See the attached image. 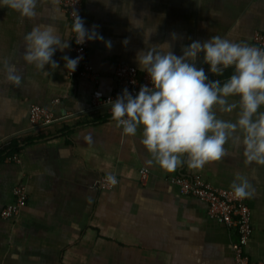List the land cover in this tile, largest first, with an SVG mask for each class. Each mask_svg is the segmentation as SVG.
<instances>
[{"label":"crops","instance_id":"1","mask_svg":"<svg viewBox=\"0 0 264 264\" xmlns=\"http://www.w3.org/2000/svg\"><path fill=\"white\" fill-rule=\"evenodd\" d=\"M36 12L29 19L0 7V151L16 147L3 156L19 158L14 163L0 157V264H234L235 235L209 216L206 204L183 195L170 181L175 175H197L227 190L240 182L237 176L246 179L252 235L245 252L251 262H264V165L246 162L242 145L230 139L220 160L200 169L182 163L168 171L142 145V126L136 135H124L106 110L91 107L95 89L112 93L117 67L142 71L135 55L145 45L140 30L129 23L134 15L144 13V23L159 25L151 44L170 41L180 55L182 45L213 35L251 45L255 33L264 34V0H83L85 26L98 25L112 42L108 49L103 41H88L96 83L72 81L64 69L62 56L74 54L60 0H37ZM41 24L56 26L62 39L70 40L69 48L53 57L59 68L37 69L23 60L24 36ZM197 66L221 83L233 73L229 67L211 74L203 54ZM12 67L21 77L18 85L8 80ZM34 105L51 110L55 121L31 129ZM215 110L219 118H237V110ZM141 169L149 174L144 184ZM103 175L116 177L118 185L100 190ZM20 186L26 189V205L3 219L2 209L15 203L13 191Z\"/></svg>","mask_w":264,"mask_h":264},{"label":"clouds","instance_id":"2","mask_svg":"<svg viewBox=\"0 0 264 264\" xmlns=\"http://www.w3.org/2000/svg\"><path fill=\"white\" fill-rule=\"evenodd\" d=\"M0 7H7L22 18L37 15V0H0ZM135 15L129 19L134 29L143 35L144 48L136 52L135 62L144 71L149 85H142L135 95L127 88L111 103L112 119L117 127H122L124 135H136L142 126L141 143L153 155L156 162L168 171L186 163L191 169H200L210 161H218L225 155V144L231 139L234 144L243 146L246 162L264 165V49L242 42H234L219 35L207 41L193 40L181 46L177 55L172 43L151 44V36L159 25L149 26ZM98 25L91 28L74 12L71 32L76 44L86 41H103L111 49L112 42L105 40L97 31ZM176 35L172 34V40ZM25 51L23 60L37 69L46 66L59 68L54 60L55 53L69 48V41L58 34L52 24H41L32 28L24 36ZM122 43L127 45L129 39ZM203 54V64L211 74L222 73L233 68L230 77L221 83L209 79L204 67L197 61ZM82 56L72 58L62 56L64 69L75 72ZM8 80L19 84L21 77L15 68L9 69ZM238 98L230 102V98ZM236 111V120H225L217 116ZM187 159L182 160L183 155ZM152 164V160L146 161ZM110 184L117 183L114 176H108ZM240 182H233L232 190L237 199L252 195L249 182L237 176Z\"/></svg>","mask_w":264,"mask_h":264},{"label":"built area","instance_id":"3","mask_svg":"<svg viewBox=\"0 0 264 264\" xmlns=\"http://www.w3.org/2000/svg\"><path fill=\"white\" fill-rule=\"evenodd\" d=\"M62 11L68 16L72 25L74 20V12H76L83 20V0H60ZM72 51L74 58L82 56L75 72H69L70 80L83 78L94 83L97 82V74L89 63L87 57V49L89 42L84 44H76L75 34L71 32ZM252 46L264 49V34L255 33L252 38ZM142 85H149L150 80L144 71H139L131 66H119L115 71L114 89L110 94H104L102 91L95 89L92 93L91 107L93 109H104L107 116L112 118L111 103L114 101L122 90L127 88L130 93L135 95L138 93ZM54 103H58L56 100ZM31 129L51 125L55 121L54 113L41 106L34 105L30 109L29 116ZM9 162L19 163L17 154L10 155L6 158ZM141 183H146L148 179V171L141 169L139 171ZM103 175L99 179L98 188L102 191H111L118 185H112L108 182L107 177ZM170 181L178 186L183 195L196 198L206 204L208 214L212 218L221 220L229 231L235 235L233 242L234 264H264V262L253 263L249 260L245 252V248L252 235V213L247 204V199H237L233 190L221 189L212 186L202 180L200 176L184 177L175 175ZM15 203L2 209L1 217L3 219L13 218L27 202V193L25 187H17L13 191Z\"/></svg>","mask_w":264,"mask_h":264},{"label":"trees","instance_id":"4","mask_svg":"<svg viewBox=\"0 0 264 264\" xmlns=\"http://www.w3.org/2000/svg\"><path fill=\"white\" fill-rule=\"evenodd\" d=\"M16 149V147H8V148H6V149H4V150H1L0 151V157H4L3 156V154H6L7 153V155L10 153V152H13L14 150ZM5 158V157H4Z\"/></svg>","mask_w":264,"mask_h":264},{"label":"bare ground","instance_id":"5","mask_svg":"<svg viewBox=\"0 0 264 264\" xmlns=\"http://www.w3.org/2000/svg\"><path fill=\"white\" fill-rule=\"evenodd\" d=\"M221 221V220H220Z\"/></svg>","mask_w":264,"mask_h":264}]
</instances>
